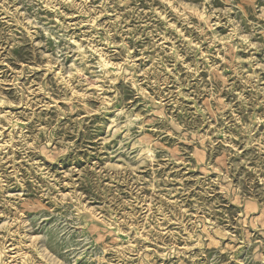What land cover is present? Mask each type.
<instances>
[{
    "label": "rangeland",
    "instance_id": "obj_1",
    "mask_svg": "<svg viewBox=\"0 0 264 264\" xmlns=\"http://www.w3.org/2000/svg\"><path fill=\"white\" fill-rule=\"evenodd\" d=\"M0 264H264V0H0Z\"/></svg>",
    "mask_w": 264,
    "mask_h": 264
}]
</instances>
